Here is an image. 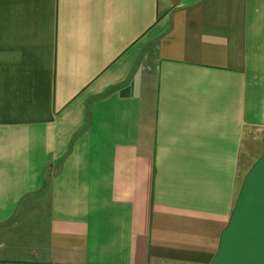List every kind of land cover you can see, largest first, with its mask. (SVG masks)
Instances as JSON below:
<instances>
[{"label":"crops","instance_id":"crops-1","mask_svg":"<svg viewBox=\"0 0 264 264\" xmlns=\"http://www.w3.org/2000/svg\"><path fill=\"white\" fill-rule=\"evenodd\" d=\"M0 264H264V0H0Z\"/></svg>","mask_w":264,"mask_h":264}]
</instances>
